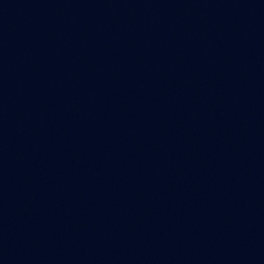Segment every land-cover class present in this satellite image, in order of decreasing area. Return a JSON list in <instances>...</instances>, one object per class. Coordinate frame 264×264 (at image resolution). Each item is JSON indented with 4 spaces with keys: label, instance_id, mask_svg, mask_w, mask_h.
Wrapping results in <instances>:
<instances>
[{
    "label": "water",
    "instance_id": "water-1",
    "mask_svg": "<svg viewBox=\"0 0 264 264\" xmlns=\"http://www.w3.org/2000/svg\"><path fill=\"white\" fill-rule=\"evenodd\" d=\"M0 264H264V0H0Z\"/></svg>",
    "mask_w": 264,
    "mask_h": 264
}]
</instances>
